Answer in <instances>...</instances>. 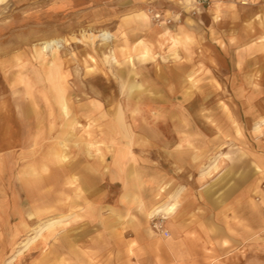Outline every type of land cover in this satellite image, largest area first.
Here are the masks:
<instances>
[{
	"label": "crops",
	"instance_id": "1",
	"mask_svg": "<svg viewBox=\"0 0 264 264\" xmlns=\"http://www.w3.org/2000/svg\"><path fill=\"white\" fill-rule=\"evenodd\" d=\"M234 8L223 3L195 16L184 11L180 25L160 32L140 10L135 18L147 39L136 49H181L207 58L217 86L218 68H230L225 49H252L236 43ZM262 42L264 49V36ZM24 76L14 79L22 84L17 94H1L6 85L0 81V264H264V96L240 90L237 101L249 104L241 113L230 110L226 126L214 124L205 104L217 101V94L200 93L210 84L187 72L182 101L168 98L155 121L128 124L122 101L144 100L145 112L158 100L143 99L142 83L122 84L119 76V93L106 95L118 101L124 125L109 118L98 140L71 144L61 163L55 155L62 143L51 131L55 121L40 108L42 95L26 94ZM197 117L201 123L191 120ZM157 207L175 208L163 224L167 238L150 226L149 213Z\"/></svg>",
	"mask_w": 264,
	"mask_h": 264
},
{
	"label": "rangeland",
	"instance_id": "2",
	"mask_svg": "<svg viewBox=\"0 0 264 264\" xmlns=\"http://www.w3.org/2000/svg\"><path fill=\"white\" fill-rule=\"evenodd\" d=\"M172 1L178 3V7L169 9L166 0H2L0 81L5 83L6 87L2 89L1 94L21 93L22 84L14 79L18 78L19 74L25 75L22 83L30 87L32 95H42L44 102L40 100L39 106L42 111L48 113L52 124L55 121L54 126L51 125V131L55 134L56 144L63 140L66 133L72 136L70 142H67L69 144L62 148L64 153L69 152L71 144L75 142L98 140L96 136L100 135L96 134H99L102 125L106 124L109 118L114 117L117 110L114 105L118 101H109L107 95L119 93L120 77L122 84L130 83V79L142 83V89L146 91L143 99L156 95L154 99L158 100L150 102L155 106H145L146 112L141 110L142 105H145L144 100L141 103L122 101V110L128 124L136 121L134 124L140 125L155 121L152 117L166 109L168 98L175 104L182 101L187 90L180 79L187 78L189 72L191 75L193 73L194 79L200 77L207 85L210 84L200 93L205 94L207 98L208 95L217 94V101H206L207 121L214 118V124L226 126L230 118L229 113L232 112L230 110L234 109L236 114L241 113L249 104L246 101H237L240 90H243L241 93L245 96L250 97V93L264 96V49L261 48L264 36V0H210L209 5L204 8L196 6L197 0ZM223 3L235 5L232 14L235 13L238 18L237 45H251L252 49H225L230 68H218L217 86L211 84L214 75L205 60L207 58L194 54L184 55L180 52L181 49H174L177 53H173L174 50L165 47L148 50L146 46V54L141 58L142 49H136V46L139 40L147 39V34L146 29L142 28L135 18L137 12L144 11L150 25L160 32L163 28L173 29L174 26L180 25L184 11L190 16H195L201 9L208 12L216 4ZM119 30L124 31V35H120ZM103 32H109L112 38L110 42L102 41L100 34ZM242 35L244 41H241ZM47 40H59L54 52L55 61L62 71L67 114L61 110L48 84L41 80L45 64L53 59L51 51L38 55L41 44ZM109 83H113L115 88H107L111 85ZM192 89L195 93L196 88ZM246 91H249L248 94ZM121 98L127 99V95L125 97V93H122ZM196 102L193 103L195 106ZM156 107L157 109H153ZM148 114H151V117H146ZM201 119L202 117H197L191 120L201 123ZM64 172L63 169V174ZM161 218L162 215H157L149 219L152 229L153 221Z\"/></svg>",
	"mask_w": 264,
	"mask_h": 264
},
{
	"label": "bare ground",
	"instance_id": "3",
	"mask_svg": "<svg viewBox=\"0 0 264 264\" xmlns=\"http://www.w3.org/2000/svg\"><path fill=\"white\" fill-rule=\"evenodd\" d=\"M69 12V11H68ZM70 13H71V11H70ZM63 15V14H62ZM67 15H68V13H67ZM70 17V16H69ZM216 17V16H215ZM60 18V17H59ZM53 19V18H52ZM51 21V20H50ZM60 21V20H59ZM58 22V21H57ZM46 24V23H45ZM50 24H52V23H50ZM85 34V33H84ZM100 34V33H99ZM45 35V34H44ZM187 36V35H186ZM100 37H101V39H102V41L104 42V43H108V42H110L111 41V35L109 34V32L107 33V32H103V33H101L100 34ZM179 38V37H178ZM181 38V37H180ZM176 39V38H175ZM184 39V38H183ZM59 41V40H58ZM58 41L57 40H47V41H44L42 44H41V48H40V50H39V54L38 55H42V53H45V52H48V51H51L52 52V57H53V59H52V61L50 62V63H47V64H45L46 65V67L42 70V72H41V80H43L44 81V83H47L48 84V86H49V88L51 89V91H53V94H54V96H55V99H56V101H57V103L60 105V108H61V110L65 113V114H67V110H68V107H67V105H66V102L64 101V94H65V92H64V88H63V82H62V71H61V67L56 63V61H55V55H56V53L54 52V50H56V48L55 47H57V45H58ZM183 41V40H182ZM182 41H181V43H182ZM179 42V40L177 39V40H173V44H177ZM176 46V45H175ZM59 47V46H58ZM184 47V46H183ZM24 48V47H23ZM36 48V47H35ZM138 48V47H137ZM142 48V52H141V57L143 58L144 56H145V54H146V52H145V46H143V47H141ZM35 51V50H34ZM113 55V54H112ZM175 55V54H174ZM50 58V57H49ZM57 59V58H56ZM110 59V58H109ZM114 60V59H113ZM112 61V60H111ZM117 61V60H116ZM109 64V63H108ZM176 73V72H175ZM35 74H36V72H35ZM37 75H39V73L37 72ZM65 79V78H64ZM181 80V79H180ZM182 81V80H181ZM182 83H184V82H182ZM189 87V86H188ZM187 87V88H188ZM131 88H134V86H132ZM136 88V87H135ZM25 89H26V94L29 96H31V90H30V87H28L27 85L25 86ZM130 89V88H129ZM130 92V91H129ZM132 92V91H131ZM95 93V92H94ZM46 96H47V93H46ZM96 96H97V94H96ZM253 99V98H252ZM16 100V99H15ZM18 100V99H17ZM24 100V99H23ZM190 100V99H189ZM129 101V100H128ZM19 102V101H18ZM15 105H17L16 104V102H15ZM82 105V104H81ZM81 105H80V107H81ZM52 106V105H51ZM130 106V105H129ZM18 108H19V106H17ZM100 107V106H99ZM103 108V107H102ZM97 110V109H96ZM120 110V109H119ZM138 110V109H137ZM260 110V109H259ZM261 111V110H260ZM92 112V111H91ZM121 112V111H120ZM120 112H115L116 114L114 115L115 116V118H114V120L116 121L117 120V123H118V125L119 126H122V125H124V124H122V120H121V113ZM146 112V111H145ZM39 113V112H38ZM22 115V114H21ZM26 115V114H25ZM29 115V114H28ZM156 115V114H155ZM144 116V115H143ZM93 118V117H92ZM126 118V117H125ZM89 119V118H88ZM113 119V118H112ZM131 119V118H130ZM129 119V120H130ZM162 119V118H161ZM164 120V119H163ZM91 121V120H90ZM107 121V120H106ZM52 122V121H51ZM50 122V123H51ZM76 122V121H75ZM111 122H112V120H111ZM126 122V121H125ZM124 122V123H125ZM27 123H28V121H27ZM90 123V122H89ZM115 123V122H114ZM132 123V122H131ZM158 123V122H157ZM164 124V123H163ZM259 124V123H258ZM260 124H261V122H260ZM28 125V124H27ZM35 125V124H34ZM127 125V124H126ZM136 125H138V124H136ZM76 126H78V125H76ZM80 126V125H79ZM91 126V125H90ZM100 126V125H99ZM109 126V125H108ZM27 127H30V126H27ZM34 126L32 125V128H33ZM81 127V126H80ZM83 127V126H82ZM81 127V128H82ZM31 128V129H32ZM98 127H96V129H97ZM117 128V127H116ZM256 128H257V126H256ZM66 129V128H65ZM64 129V130H65ZM71 129V128H70ZM111 129V128H110ZM73 130H74V128H73ZM86 130V129H85ZM136 130V129H135ZM151 130V129H150ZM37 131V130H36ZM63 131V130H62ZM68 131V130H67ZM90 131V130H89ZM122 131V130H121ZM144 131V130H143ZM153 131V130H152ZM100 132V131H99ZM109 132V131H108ZM125 132V131H124ZM62 133V132H61ZM114 133V132H113ZM94 134V133H93ZM117 134V133H116ZM140 135V134H139ZM162 135V134H161ZM36 136V135H35ZM65 137L63 138V140L61 141V143H62V147L63 146H65L66 144H69V143H67L69 140H71L72 139V136H71V134H68V133H66L65 135H64ZM113 136V135H112ZM126 137V136H125ZM124 138V137H123ZM145 138V137H144ZM187 138H188V136H187ZM157 139V138H156ZM135 141V140H134ZM149 141H152V140H149ZM180 141V140H179ZM54 142V141H53ZM57 142V141H56ZM70 142V141H69ZM159 142V141H158ZM36 143V142H35ZM133 143V142H132ZM54 144V143H53ZM58 144V143H57ZM84 144V143H83ZM161 144V143H160ZM159 144V145H160ZM85 145V144H84ZM158 145V146H159ZM163 145V144H162ZM80 146V145H79ZM88 146H90V145H88ZM100 146H102V145H100ZM173 146V145H172ZM176 146V145H175ZM32 147H33V145H32ZM61 147V146H60ZM165 147H166V145H165ZM168 147V146H167ZM111 148V147H110ZM160 148V147H159ZM87 149H89V148H87ZM103 149V148H102ZM157 149V148H156ZM61 150H62V148H61ZM82 151V150H81ZM84 151V150H83ZM144 151H146V150H144ZM143 151V152H144ZM156 151H158V150H156ZM85 152V151H84ZM194 152V151H193ZM53 152H50V154H52ZM105 153V152H104ZM203 153V152H202ZM85 154V153H84ZM89 155H91L90 153H89ZM94 155V154H93ZM141 155H142V153H141ZM148 155V154H147ZM149 155H151V154H149ZM169 155V154H168ZM192 155V154H191ZM100 156H102V155H100ZM104 156V155H103ZM107 156V155H106ZM93 157V156H92ZM192 157V156H191ZM201 157V156H200ZM55 158H56V161L57 162H61V163H64V162H66V161H68L67 160V156H66V154L64 153V152H60V153H56V155H55ZM100 158H103V157H100ZM1 159V158H0ZM75 159V158H74ZM191 159V158H190ZM72 159H70V161H71ZM159 161V160H158ZM45 162V161H44ZM50 162V161H49ZM72 162H74V161H72ZM132 162V161H131ZM105 163V162H104ZM214 163V162H213ZM212 163V164H213ZM39 164V163H38ZM44 164V163H43ZM40 165V164H39ZM78 165V164H77ZM87 165V164H86ZM85 165V166H86ZM130 165V164H129ZM94 166V165H93ZM108 166V165H107ZM12 167V166H11ZM88 168V167H87ZM91 168V167H90ZM129 168V167H128ZM99 169V168H98ZM110 169V168H109ZM47 169L46 168H42V172L43 171H46ZM97 170V169H96ZM86 171H87V169H86ZM88 171H91V170H88ZM106 171V170H105ZM111 172V171H110ZM109 172V173H110ZM137 172H139V171H137ZM32 173H36V171H34V172H32ZM92 173V172H91ZM92 174H94V173H92ZM96 174V173H95ZM94 174V175H95ZM75 175V174H74ZM88 175V174H87ZM97 175V174H96ZM141 176V175H140ZM97 177V176H96ZM99 178H100V176H99ZM106 178V177H105ZM81 179V178H80ZM95 179V178H94ZM117 179V178H116ZM60 180V179H59ZM118 180V179H117ZM75 181V180H74ZM105 181V180H104ZM35 183H37V181L35 182ZM81 183V182H80ZM161 184V183H160ZM16 185H18V184H16ZM83 185V184H82ZM19 186V185H18ZM85 187V186H84ZM20 188V187H19ZM85 191V190H84ZM143 191V190H142ZM19 192H21V190L19 191ZM21 194V193H20ZM23 195V194H22ZM84 196V195H83ZM88 201V200H87ZM19 202V201H18ZM56 202V201H55ZM97 202V201H96ZM149 202V201H148ZM155 203V202H154ZM1 204V203H0ZM3 204V203H2ZM146 204V203H145ZM158 204V203H157ZM47 205V204H46ZM69 205V204H68ZM147 205V204H146ZM148 206V205H147ZM2 209V208H1ZM48 209V208H47ZM174 209L175 208H173V207H169V208H163V207H157V208H155L153 211H151L150 213H149V219H151V218H153L154 216H157V215H162V218L164 219V220H166V219H168V215L171 213V212H173L174 211ZM30 212V211H29ZM149 212V211H148ZM74 213V212H73ZM116 213V212H115ZM114 213V214H115ZM4 214V213H3ZM52 215V214H51ZM116 215V214H115ZM29 216V215H28ZM77 217V216H76ZM124 217V216H123ZM26 218V217H25ZM30 218V217H29ZM52 218V217H51ZM78 218V217H77ZM38 219V218H37ZM50 219V218H49ZM76 219V218H75ZM131 219V218H130ZM39 220V219H38ZM63 220V219H62ZM48 224V223H47ZM37 225V224H36ZM46 225V224H45ZM60 225V224H59ZM66 225V224H65ZM52 226V223H50L49 225H47L46 226V228H50ZM33 227H35V226H33ZM41 227V226H40ZM30 229V228H29ZM37 233V232H36ZM39 233V232H38ZM86 233H87V231H86ZM80 236V235H79ZM79 236H77V237H79ZM35 238V237H34ZM28 239V238H27ZM29 240V239H28ZM23 243V242H22ZM26 243V242H25ZM28 244V243H27ZM26 244V245H27Z\"/></svg>",
	"mask_w": 264,
	"mask_h": 264
},
{
	"label": "built area",
	"instance_id": "4",
	"mask_svg": "<svg viewBox=\"0 0 264 264\" xmlns=\"http://www.w3.org/2000/svg\"><path fill=\"white\" fill-rule=\"evenodd\" d=\"M209 3H210V0H197L196 6L198 8H204V7L208 6ZM156 17L159 18L158 15ZM163 224H164L163 218L157 219V220L153 221L152 227H153L154 231L159 233L161 236L167 238V237H169V233L167 230L164 229Z\"/></svg>",
	"mask_w": 264,
	"mask_h": 264
}]
</instances>
